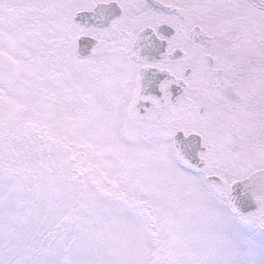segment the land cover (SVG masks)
<instances>
[{"label": "snow or ice", "instance_id": "1", "mask_svg": "<svg viewBox=\"0 0 264 264\" xmlns=\"http://www.w3.org/2000/svg\"><path fill=\"white\" fill-rule=\"evenodd\" d=\"M0 264H264V0H0Z\"/></svg>", "mask_w": 264, "mask_h": 264}]
</instances>
